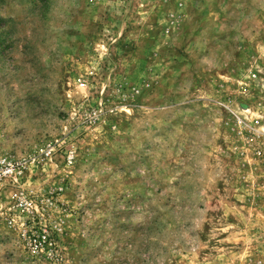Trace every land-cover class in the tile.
Here are the masks:
<instances>
[{
  "label": "rangeland",
  "instance_id": "rangeland-1",
  "mask_svg": "<svg viewBox=\"0 0 264 264\" xmlns=\"http://www.w3.org/2000/svg\"><path fill=\"white\" fill-rule=\"evenodd\" d=\"M1 157L0 264H264V0H0Z\"/></svg>",
  "mask_w": 264,
  "mask_h": 264
},
{
  "label": "built area",
  "instance_id": "built-area-1",
  "mask_svg": "<svg viewBox=\"0 0 264 264\" xmlns=\"http://www.w3.org/2000/svg\"><path fill=\"white\" fill-rule=\"evenodd\" d=\"M23 172V166L20 163L1 157L0 158V187L7 183V181L16 179ZM39 240V239H38Z\"/></svg>",
  "mask_w": 264,
  "mask_h": 264
}]
</instances>
